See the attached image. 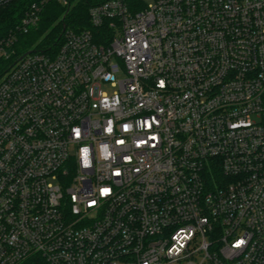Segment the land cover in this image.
I'll return each mask as SVG.
<instances>
[{
    "label": "built area",
    "instance_id": "built-area-1",
    "mask_svg": "<svg viewBox=\"0 0 264 264\" xmlns=\"http://www.w3.org/2000/svg\"><path fill=\"white\" fill-rule=\"evenodd\" d=\"M89 20L0 77V264H264V0H104Z\"/></svg>",
    "mask_w": 264,
    "mask_h": 264
},
{
    "label": "trees",
    "instance_id": "trees-1",
    "mask_svg": "<svg viewBox=\"0 0 264 264\" xmlns=\"http://www.w3.org/2000/svg\"><path fill=\"white\" fill-rule=\"evenodd\" d=\"M32 0H16L0 8V38L15 28ZM104 0H77L71 9L56 0H51L42 13L38 27L23 34L15 44L16 54L11 58H0V77L11 63L30 49L55 51L62 41L63 24L80 29L90 25L89 9ZM26 4V5H25Z\"/></svg>",
    "mask_w": 264,
    "mask_h": 264
},
{
    "label": "snow or ice",
    "instance_id": "snow-or-ice-1",
    "mask_svg": "<svg viewBox=\"0 0 264 264\" xmlns=\"http://www.w3.org/2000/svg\"><path fill=\"white\" fill-rule=\"evenodd\" d=\"M145 124H146L147 127H151V123L150 122H145ZM109 131H111V129H109ZM76 134L79 136V134H80L79 131H77ZM118 143L122 144L123 141H118ZM85 152H87V150H85ZM116 175H119V173L117 172ZM110 191L111 190L109 188H103V189H101V194H105L106 195V194L110 193ZM95 203H96L95 200L91 201L92 205H94ZM243 243H244V241H239L237 246H239V244H243Z\"/></svg>",
    "mask_w": 264,
    "mask_h": 264
},
{
    "label": "water",
    "instance_id": "water-1",
    "mask_svg": "<svg viewBox=\"0 0 264 264\" xmlns=\"http://www.w3.org/2000/svg\"><path fill=\"white\" fill-rule=\"evenodd\" d=\"M32 51L26 52L25 54L22 55V57L26 56L27 54L31 53Z\"/></svg>",
    "mask_w": 264,
    "mask_h": 264
},
{
    "label": "rangeland",
    "instance_id": "rangeland-1",
    "mask_svg": "<svg viewBox=\"0 0 264 264\" xmlns=\"http://www.w3.org/2000/svg\"><path fill=\"white\" fill-rule=\"evenodd\" d=\"M76 1H77V0H76ZM76 1H75V2H76ZM73 2H74V1H73ZM73 4H74V3H73ZM25 5H26V4H25ZM0 58H2V55H0Z\"/></svg>",
    "mask_w": 264,
    "mask_h": 264
}]
</instances>
